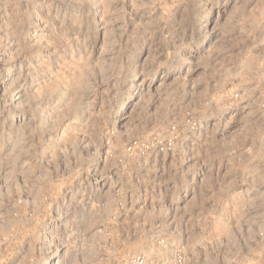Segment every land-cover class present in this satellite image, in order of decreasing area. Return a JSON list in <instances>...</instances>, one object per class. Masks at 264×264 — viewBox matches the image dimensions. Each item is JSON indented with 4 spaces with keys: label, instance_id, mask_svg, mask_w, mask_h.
<instances>
[{
    "label": "rangeland",
    "instance_id": "obj_1",
    "mask_svg": "<svg viewBox=\"0 0 264 264\" xmlns=\"http://www.w3.org/2000/svg\"><path fill=\"white\" fill-rule=\"evenodd\" d=\"M0 264H264V0H0Z\"/></svg>",
    "mask_w": 264,
    "mask_h": 264
}]
</instances>
